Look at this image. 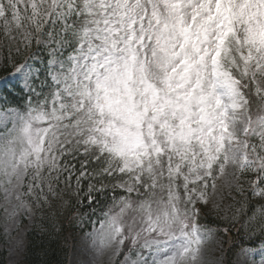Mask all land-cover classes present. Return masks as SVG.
Segmentation results:
<instances>
[{
    "label": "snow or ice",
    "instance_id": "obj_1",
    "mask_svg": "<svg viewBox=\"0 0 264 264\" xmlns=\"http://www.w3.org/2000/svg\"><path fill=\"white\" fill-rule=\"evenodd\" d=\"M30 235L66 264H264V0H0L10 264Z\"/></svg>",
    "mask_w": 264,
    "mask_h": 264
},
{
    "label": "trees",
    "instance_id": "obj_2",
    "mask_svg": "<svg viewBox=\"0 0 264 264\" xmlns=\"http://www.w3.org/2000/svg\"><path fill=\"white\" fill-rule=\"evenodd\" d=\"M30 239H32L34 243H33V251H31L29 255L26 257L29 264H39V261L41 260H47L50 262V264H66L65 257L59 251L58 248L54 252L50 251L48 256L44 257L40 252L39 237L30 235ZM6 258H7V251L6 250L0 251V264H7Z\"/></svg>",
    "mask_w": 264,
    "mask_h": 264
},
{
    "label": "rangeland",
    "instance_id": "obj_3",
    "mask_svg": "<svg viewBox=\"0 0 264 264\" xmlns=\"http://www.w3.org/2000/svg\"><path fill=\"white\" fill-rule=\"evenodd\" d=\"M2 250H6L7 251L6 262H7V264H10V262L12 260V257L9 255L7 247L4 246L3 244H0V251H2Z\"/></svg>",
    "mask_w": 264,
    "mask_h": 264
}]
</instances>
